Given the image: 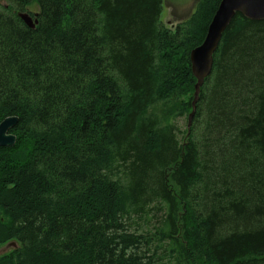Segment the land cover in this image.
<instances>
[{
	"label": "trees",
	"instance_id": "1",
	"mask_svg": "<svg viewBox=\"0 0 264 264\" xmlns=\"http://www.w3.org/2000/svg\"><path fill=\"white\" fill-rule=\"evenodd\" d=\"M3 1L0 264H264V21L232 19L180 132L221 0L173 29L164 0Z\"/></svg>",
	"mask_w": 264,
	"mask_h": 264
},
{
	"label": "water",
	"instance_id": "2",
	"mask_svg": "<svg viewBox=\"0 0 264 264\" xmlns=\"http://www.w3.org/2000/svg\"><path fill=\"white\" fill-rule=\"evenodd\" d=\"M240 14L250 21H264V0H221L212 19L208 25L205 38L200 46L190 52L189 60L191 72L196 80L194 85L193 101L191 103V112L188 116L187 128L189 129L196 112V104L199 100L200 90L205 80L210 76L213 66V56L217 51L222 35L229 27L232 19ZM20 20L29 28L33 29L37 25V19L34 20L30 14L18 13ZM175 26V25H174ZM173 25L169 27L174 28ZM18 119L9 117L0 123V147H13L16 137L9 131L16 126ZM18 249L19 245L15 241L7 243L2 249ZM1 249V250H2ZM0 254V256L6 254Z\"/></svg>",
	"mask_w": 264,
	"mask_h": 264
},
{
	"label": "rangeland",
	"instance_id": "3",
	"mask_svg": "<svg viewBox=\"0 0 264 264\" xmlns=\"http://www.w3.org/2000/svg\"><path fill=\"white\" fill-rule=\"evenodd\" d=\"M195 1L196 0H164L163 3V12L161 15V22L165 25V26H170V25H176L178 23H180L181 21H183L184 19H186L194 10L195 8ZM0 4H4L3 0H0ZM30 12L32 14L37 13L36 8H31ZM184 100H186L184 98ZM167 107H169L168 104H157L155 105L151 110H150V114H154L157 117H162V111ZM188 114L187 113L186 116L178 118L177 120L172 119V123L175 124V126L178 128V131H185L186 127H187V122H188ZM163 118H161V121ZM165 123L167 124V120L164 121L162 123V127L165 125ZM179 134V133H178ZM180 136V137H179ZM178 138H181V135H178ZM174 188V187H173ZM175 189V188H174ZM161 215L158 214V218ZM155 222L157 224V218H155V220L152 221V223L155 225ZM5 246V245H4ZM4 247H0V254L5 253V251L7 252L6 254L10 253L12 250H6V249H2ZM2 249V250H1Z\"/></svg>",
	"mask_w": 264,
	"mask_h": 264
},
{
	"label": "bare ground",
	"instance_id": "4",
	"mask_svg": "<svg viewBox=\"0 0 264 264\" xmlns=\"http://www.w3.org/2000/svg\"><path fill=\"white\" fill-rule=\"evenodd\" d=\"M4 6L6 7V5L4 4ZM19 13H23V12H19ZM32 18H33V20H34V17L35 16H37V14L35 13V14H33V15H30ZM24 23V22H23ZM26 25V24H25ZM28 27V26H27ZM188 123V122H187ZM0 247H4V246H0ZM12 249V248H11ZM11 249H9V250H11Z\"/></svg>",
	"mask_w": 264,
	"mask_h": 264
}]
</instances>
